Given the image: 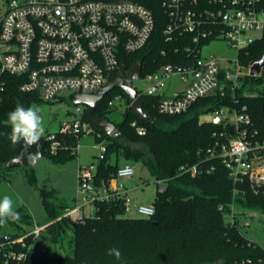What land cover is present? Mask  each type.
I'll return each instance as SVG.
<instances>
[{
    "label": "built area",
    "instance_id": "2783aa9c",
    "mask_svg": "<svg viewBox=\"0 0 264 264\" xmlns=\"http://www.w3.org/2000/svg\"><path fill=\"white\" fill-rule=\"evenodd\" d=\"M162 6L167 15L164 38L174 42L185 37L182 52L187 63L170 62L146 73L142 67L140 78L144 76L150 85L145 89L136 88L138 96L158 95L160 112L183 113L202 97L225 95L228 88L245 87L246 76L264 78V66L254 76L251 64L244 65L239 54L225 61L214 54H203V45L215 39H226L240 53L262 37L264 0H162ZM152 10L138 0H11L0 17V72L20 76L23 79L20 89L38 92L43 101L57 99L64 90L95 93L108 84L111 74L121 70L127 54L149 44L156 27ZM254 31L262 35H252ZM162 53L165 55L164 50ZM175 75L184 86L168 96L165 92L168 80ZM247 90L244 94L249 93ZM109 105H114L113 99ZM245 109V106L243 109L222 106L212 112V123L226 127L221 135L227 139L218 146L217 152L235 182L248 178L256 191L264 190V129L255 124ZM85 111L79 103L76 117L63 121L60 133L79 139L84 135L102 138L104 133L84 118ZM132 124L140 134L146 132L136 120ZM49 137L53 140L54 134ZM78 142L73 147L76 152L80 149ZM59 143L51 142L52 153ZM99 143L101 160L107 147L105 140ZM209 151L213 154L214 149ZM97 163L79 166L78 196L82 194L83 203L66 207L59 218L83 221L88 216L86 204L92 203L95 207L97 200H113L119 196L124 199L126 211L131 210L132 199L125 181L134 179L133 164L120 166L108 183L97 185ZM181 170L197 172L196 166H182ZM156 181L158 190L163 191L164 181ZM232 206L226 214L232 216L229 222L234 224L236 213ZM136 210L142 216L156 214L154 204H138ZM46 227L36 224L22 235L5 234L0 238V264H27L30 254L47 253L48 249L39 243ZM201 264L228 263L218 260ZM239 264H264V260L243 258Z\"/></svg>",
    "mask_w": 264,
    "mask_h": 264
},
{
    "label": "trees",
    "instance_id": "16d2710c",
    "mask_svg": "<svg viewBox=\"0 0 264 264\" xmlns=\"http://www.w3.org/2000/svg\"><path fill=\"white\" fill-rule=\"evenodd\" d=\"M138 1L153 9L156 27L146 47L126 55L127 68L140 63L146 73L170 62L187 63L182 52L185 37L174 42L164 38L167 15L162 0ZM263 53L264 35L240 51L239 56L242 63L249 66ZM245 80L246 83L251 81L248 94H244L245 87L228 88L225 95L200 98L183 113H162L158 110V95H142L144 108L155 116L153 124L141 120L133 112L131 101L122 88L109 91L97 103V116H105L104 111L110 106L114 93L125 97L128 107L124 119L116 123L120 133L116 136L103 134L98 139L105 140L107 148L104 158L97 163L95 183H108L115 177L121 157L141 163L155 179H162L166 185L163 191L158 190L153 202L156 214L127 216L124 199L119 196L113 200H97L96 212L83 221L59 218L68 206H57L48 198L54 191L44 187L41 191L52 220L45 230L58 248L55 252L30 254L27 264H201L218 260L239 264L243 258L264 260V247L241 231L237 219L232 224L226 218L236 202L264 213V190L256 191L248 178L233 180L217 152L218 146L227 139L226 135H221L226 127L203 118L204 114L222 106L239 109L245 106L244 112L251 114L255 124L264 129V88L256 87L264 78L246 76ZM22 82L18 75L0 73V169L11 167L7 166L8 161L23 149L22 143L14 145L8 138L11 132L8 113L17 103L27 108L43 101L38 92L22 91ZM135 120L146 128L145 133L138 132L132 124ZM53 134V140L60 142L58 148L52 153L53 140H49L44 155L57 162H66L77 155L73 150L79 140L77 136L63 135L59 130ZM210 149H214L213 154ZM182 166H196L197 172H183ZM16 211L20 214L19 221L31 222L32 215L27 209L20 207ZM1 228L0 238L5 234H23L5 233ZM112 248L120 250V259L108 254ZM59 249H64L65 253H60Z\"/></svg>",
    "mask_w": 264,
    "mask_h": 264
},
{
    "label": "rangeland",
    "instance_id": "374dc122",
    "mask_svg": "<svg viewBox=\"0 0 264 264\" xmlns=\"http://www.w3.org/2000/svg\"><path fill=\"white\" fill-rule=\"evenodd\" d=\"M11 0H0V17L9 6ZM22 1V0H20ZM24 1V0H23ZM252 35L261 36L262 32L254 31ZM203 54H214L219 57L221 61L226 59H235L239 54V49L230 45L226 39H215L210 43L203 45ZM244 71L247 72L246 69ZM1 73V72H0ZM150 85L147 79L142 76L134 80V86L138 89H145ZM184 83L175 75L168 80V87L165 92L168 96H172L175 91L182 89ZM251 86V81L246 83L245 88ZM256 87L264 88V82L257 83ZM71 91L64 90L57 99L52 101H37L32 106L41 109V115L46 129L45 136H50L60 129L62 122L71 120L76 117V107L78 104L73 103L70 99ZM119 93L113 94L114 105L106 108L105 116L110 118L113 122L118 123L124 119V113L127 111L128 101L122 95L118 97ZM1 101V94H0ZM83 109L86 105L80 103ZM213 113L204 114L203 118L210 119ZM80 149L77 155L70 158L66 162H57L51 156L45 155L39 158L36 164L32 167L25 166H11L0 169V198L8 195L13 200V208L16 211L20 207H24L31 212V222L8 221L1 230L5 233H26L32 230L36 224L47 225L51 223V216L46 209L44 198L42 195V188L48 191L53 190L54 194L49 195L48 198L55 202L57 206L61 204L83 203L82 194L78 196V169L80 163L87 165L91 162H98L100 155L99 142L93 135L81 136L78 140ZM124 162L133 163L136 169L134 181L144 185V189L138 187L130 192L131 197L141 203H152L157 197L158 184L151 173L141 163H134L127 161L124 158L119 159V164ZM33 176L34 179H31ZM75 198L77 200H75ZM233 208V206H232ZM94 204L89 203L85 205V210L88 215L94 214ZM237 223L241 231L251 240L256 241L264 247V213L251 208L243 207L239 202L234 203ZM127 216H134L135 213L127 211ZM239 213V214H238ZM137 214V213H136ZM227 220H231L232 216L226 214ZM138 216V214H137ZM40 243L46 247L50 252H55L58 248L56 243L49 237L46 230H43L40 235ZM60 253H65V250H60Z\"/></svg>",
    "mask_w": 264,
    "mask_h": 264
},
{
    "label": "water",
    "instance_id": "95a60500",
    "mask_svg": "<svg viewBox=\"0 0 264 264\" xmlns=\"http://www.w3.org/2000/svg\"><path fill=\"white\" fill-rule=\"evenodd\" d=\"M250 70L251 74L257 76L264 66V53L260 59L251 62ZM142 73V65L140 63L133 64L130 68L127 66H122L121 70L116 74H111L109 76V82L103 86L99 91L95 93H84V92H73L70 94V99L73 103L79 104L83 103L87 107L86 117L87 120L94 126L98 131L103 132L106 135H118L120 130L117 129V124L113 122L107 116H97L96 106L97 103L104 98V96L114 88L120 87L128 95L131 103L130 107L134 113L141 119L148 123L155 121V116L151 111L144 108V101L141 96H138V90L134 86V80L139 79ZM233 129L231 128V135H233ZM50 140L49 136L41 137L38 144L33 145L29 148H24L22 151L13 156L7 166H25L32 167L36 164L39 158L44 157V149ZM40 153L38 157L34 155ZM258 187V186H256Z\"/></svg>",
    "mask_w": 264,
    "mask_h": 264
},
{
    "label": "clouds",
    "instance_id": "9594fccd",
    "mask_svg": "<svg viewBox=\"0 0 264 264\" xmlns=\"http://www.w3.org/2000/svg\"><path fill=\"white\" fill-rule=\"evenodd\" d=\"M2 91V89H0ZM41 109L36 106L24 107L17 103L14 110L8 113V121L11 132L9 139L12 144H23L24 148H29L39 143L41 137H44L45 127L42 118ZM40 153L32 156L38 157ZM20 214L13 208V200L10 196L5 195L0 198V226L5 225L8 221H19ZM109 255L120 259L121 252L117 248L109 249Z\"/></svg>",
    "mask_w": 264,
    "mask_h": 264
},
{
    "label": "crops",
    "instance_id": "0c3cea01",
    "mask_svg": "<svg viewBox=\"0 0 264 264\" xmlns=\"http://www.w3.org/2000/svg\"><path fill=\"white\" fill-rule=\"evenodd\" d=\"M126 163H129V162H124V163H122V164H120V166H122V165H124V164H126ZM131 164H133V163H131ZM80 165H82V163H80ZM79 165V166H80ZM134 178V177H133ZM134 184H137L136 186H134ZM125 186H126V188H127V191H128V194L130 195V192L133 190V189H136V188H138V187H141V188H143L144 189V185L143 184H141V183H139V182H135L134 181V179H132V180H127V181H125ZM132 195H130V197H131ZM131 199H132V208H131V210H130V212H134L135 213V215L134 216H137V214H138V212H137V210H136V205H138V204H148V203H141V202H137L136 201V199H134L133 197H131ZM75 200H77L76 198H75ZM154 202V201H153ZM153 202L152 203H150V204H153ZM67 206H72L73 205V203H67L66 204ZM96 212V211H95ZM137 213V214H136ZM139 215V214H138ZM38 225H41V224H38Z\"/></svg>",
    "mask_w": 264,
    "mask_h": 264
}]
</instances>
